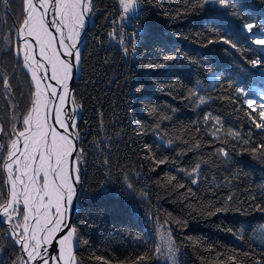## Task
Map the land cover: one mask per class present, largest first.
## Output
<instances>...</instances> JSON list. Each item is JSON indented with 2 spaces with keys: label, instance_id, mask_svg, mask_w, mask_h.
I'll list each match as a JSON object with an SVG mask.
<instances>
[{
  "label": "trees",
  "instance_id": "obj_1",
  "mask_svg": "<svg viewBox=\"0 0 264 264\" xmlns=\"http://www.w3.org/2000/svg\"><path fill=\"white\" fill-rule=\"evenodd\" d=\"M230 5L216 0H142L139 18L134 14L120 22L118 0H94L96 11L80 45L81 66L73 87L83 106L79 131L86 152L79 209L72 221L80 238V264H98L94 256L118 264L152 255L159 224L171 232L179 264H216L218 258L234 254L243 264L264 259V244L249 235L254 225L264 222V212L256 210L257 204L264 207V193L253 174L260 166L264 169V163L246 150L261 141L251 137L248 145L241 143L249 138L246 109L221 80L206 92L210 103L205 99L197 106L186 99L190 91L199 93L195 82L204 84L205 73L231 68L235 57L248 61L252 33L243 25L264 19V0H230ZM21 9V0H11L7 9L0 4V73L11 79L18 116L30 103V78L2 38L20 19ZM254 24L253 32L259 29L258 22ZM113 28L124 33L126 42L132 32H141L134 54L125 56L118 41L108 36ZM3 92L0 88V123L7 127L11 111ZM208 112L221 118L224 129L219 135L226 143L212 139L211 122L203 120ZM234 128L240 134L236 140L225 136ZM101 141L103 150L95 146ZM219 147L229 151L230 159L213 155ZM153 156L165 163L154 164ZM104 159L110 168L104 167ZM197 162L199 182L193 185L178 169L190 171ZM125 175L133 189L125 185ZM171 175L177 180L169 183ZM5 229L0 225V235ZM2 246L11 254L6 240H0ZM150 264L160 263L154 257Z\"/></svg>",
  "mask_w": 264,
  "mask_h": 264
},
{
  "label": "snow or ice",
  "instance_id": "obj_2",
  "mask_svg": "<svg viewBox=\"0 0 264 264\" xmlns=\"http://www.w3.org/2000/svg\"><path fill=\"white\" fill-rule=\"evenodd\" d=\"M208 2L204 0V3ZM216 2L224 7L231 6L230 0ZM10 3L11 0H0L6 9ZM21 3L20 19L2 39L11 48L17 66L24 70L26 77H30V103L18 116L11 79L6 73H0V88L4 90V98L11 111L10 126L0 123V141H6L0 142V225L6 226L0 240L8 242L11 254L7 246L0 247V264H80L76 255L80 238L77 227L71 223V211L79 199V190H82L81 170L86 163V152L80 146L82 138L78 118L83 106L78 103L71 85L76 70L81 66V37L96 8L94 0H21ZM141 3L142 0H118L119 21L130 19V14H135L138 19L140 13L137 10ZM116 22L112 21L113 24ZM243 28L253 33L256 25L249 22ZM259 31L264 32V25ZM140 35L141 32H132L131 39L126 42L123 32L113 28L108 33L112 40L118 41L125 56L135 53L136 40ZM214 42L208 41L209 44ZM223 43L230 44L231 41L223 39ZM252 43L264 47V37L253 34ZM231 46L235 47L234 44ZM249 63L256 67L261 60L250 59ZM237 92L247 96L242 89ZM186 99L195 100L197 106L206 103L205 97L197 91H190ZM223 99L236 102L231 97ZM244 103L250 110H246L245 115L264 138V102L245 99ZM203 120L206 125L211 122L213 140L227 142L219 135L224 129L219 116L208 112ZM142 134L137 132V135ZM225 136L236 140L240 134L228 129ZM250 140L251 132L248 139H241V143L248 145ZM95 146L103 150L104 143L101 141ZM200 146L197 141L194 148ZM145 148L151 151L147 145ZM246 150L253 153L254 158L258 155L264 161V139ZM213 155L230 159V153L224 147L215 149ZM152 159L157 165L165 163L154 156ZM103 165L110 168V161L104 159ZM200 169L201 164L197 162L190 171L178 170L191 177V183L195 185L199 182ZM105 174L110 175V171ZM176 180L175 175L168 177L169 183ZM124 183L128 189H133L127 175ZM176 186L183 188L184 184ZM231 199L229 196L228 200ZM256 210L264 212V207L257 204ZM161 240L164 243L156 246L152 255L144 253L118 264H150L154 257L159 259L165 252L171 264H179V249L171 232L162 233ZM83 243L87 245L89 241L85 239ZM221 255L217 253V257ZM243 255L253 258L252 253ZM93 259L98 264H111L101 256ZM216 264H243V261L234 254L218 258ZM252 264H264V259L254 258Z\"/></svg>",
  "mask_w": 264,
  "mask_h": 264
},
{
  "label": "rangeland",
  "instance_id": "obj_3",
  "mask_svg": "<svg viewBox=\"0 0 264 264\" xmlns=\"http://www.w3.org/2000/svg\"><path fill=\"white\" fill-rule=\"evenodd\" d=\"M89 26V19L87 21V25H86V29L88 28ZM86 29H85V32H86ZM85 35V34H84ZM30 78V77H29ZM169 232L167 230V228L161 224L157 225V243H156V246L158 245H162L164 242L161 240V234L162 233H167ZM167 254L166 252L161 256V258L158 259V262L160 264H171V262L166 258ZM180 263V262H179Z\"/></svg>",
  "mask_w": 264,
  "mask_h": 264
},
{
  "label": "water",
  "instance_id": "obj_4",
  "mask_svg": "<svg viewBox=\"0 0 264 264\" xmlns=\"http://www.w3.org/2000/svg\"><path fill=\"white\" fill-rule=\"evenodd\" d=\"M130 15H134V14H130ZM84 34L81 37V43H82V40L84 38ZM81 43H80V45H81ZM80 45H79V47H80ZM76 76H77V70L75 72V76H74V79L72 81V85H71L72 90H73V87H74V83H75V80H76ZM78 118H79V121H80V118H81V110L78 113ZM81 180H82V178H81ZM79 193H80V190H79ZM78 209H79V200L77 202H74V205H73V208H72V211H71V223H72L73 218H74L75 214L77 213ZM76 250H77V248H76Z\"/></svg>",
  "mask_w": 264,
  "mask_h": 264
}]
</instances>
